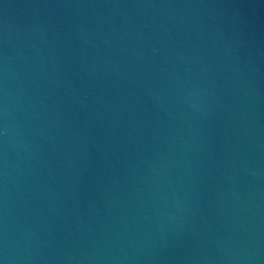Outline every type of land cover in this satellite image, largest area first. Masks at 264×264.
<instances>
[{"label": "water", "instance_id": "1", "mask_svg": "<svg viewBox=\"0 0 264 264\" xmlns=\"http://www.w3.org/2000/svg\"><path fill=\"white\" fill-rule=\"evenodd\" d=\"M0 264H264V0H0Z\"/></svg>", "mask_w": 264, "mask_h": 264}]
</instances>
